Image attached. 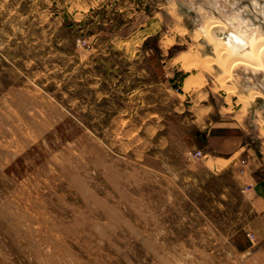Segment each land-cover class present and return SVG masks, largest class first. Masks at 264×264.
I'll use <instances>...</instances> for the list:
<instances>
[{"label":"rangeland","instance_id":"obj_1","mask_svg":"<svg viewBox=\"0 0 264 264\" xmlns=\"http://www.w3.org/2000/svg\"><path fill=\"white\" fill-rule=\"evenodd\" d=\"M227 34L264 41V0H0V264H239L245 157L206 146L260 154L264 50Z\"/></svg>","mask_w":264,"mask_h":264},{"label":"crops","instance_id":"obj_2","mask_svg":"<svg viewBox=\"0 0 264 264\" xmlns=\"http://www.w3.org/2000/svg\"><path fill=\"white\" fill-rule=\"evenodd\" d=\"M175 7L177 11V5ZM263 103L264 99L261 100L262 107ZM257 140L258 134L246 136L240 131L229 130L212 132L206 146L213 152L219 151L230 156L237 152V156L244 154L245 157L244 164L238 169V177L239 185L251 205L252 221L233 234L239 264H264V147L259 149L257 157L254 150V141Z\"/></svg>","mask_w":264,"mask_h":264},{"label":"bare ground","instance_id":"obj_3","mask_svg":"<svg viewBox=\"0 0 264 264\" xmlns=\"http://www.w3.org/2000/svg\"><path fill=\"white\" fill-rule=\"evenodd\" d=\"M206 28L207 27H205L204 32L207 31ZM244 42H245V44H244ZM223 43H224V46H221L220 47L221 49L220 50L218 49L219 51H217L219 58H221V55H223L227 52L226 49L228 48V49H230V52L228 51V53H226V55L228 54V55H230L229 57L233 58V60H230L232 62V63H230L231 66L232 65L236 66L238 64L246 65L247 68L252 69L254 76L258 73L259 69H258V67H256L257 66L256 61H257V59L260 58L259 55H261L262 51L264 50V41H261V42H257V41L253 42L252 41L250 44H247L243 38H237L234 36H229L227 34L226 36H224V42ZM218 45H219V43H218ZM231 55H233V56H231ZM221 62H224V61H221ZM251 78H253V76H251ZM262 105H264V103Z\"/></svg>","mask_w":264,"mask_h":264}]
</instances>
